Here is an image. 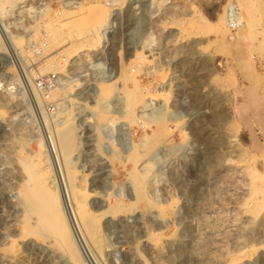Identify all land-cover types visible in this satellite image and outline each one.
<instances>
[{
  "label": "rangeland",
  "instance_id": "obj_1",
  "mask_svg": "<svg viewBox=\"0 0 264 264\" xmlns=\"http://www.w3.org/2000/svg\"><path fill=\"white\" fill-rule=\"evenodd\" d=\"M165 1L151 14L145 0H0V264H264V130L231 112L244 46L227 39L226 0ZM93 2L96 25L71 21ZM232 2L264 83V0ZM109 82L101 118L93 106ZM67 121L63 154L54 132ZM25 160L64 241L26 202ZM71 186L87 194L93 234Z\"/></svg>",
  "mask_w": 264,
  "mask_h": 264
},
{
  "label": "bare ground",
  "instance_id": "obj_2",
  "mask_svg": "<svg viewBox=\"0 0 264 264\" xmlns=\"http://www.w3.org/2000/svg\"><path fill=\"white\" fill-rule=\"evenodd\" d=\"M134 1H136V0H134ZM130 2H132V1H130ZM165 2H166L165 0H145L144 6L146 9L145 8L144 9L152 14V13L160 10L161 8H163ZM225 2H226V4L224 5L225 18L223 16H221L220 19H224V21H223L224 26L229 31H231V33L233 30L235 32V36H233L234 34L231 35V33H230L231 36H229V38H227V39L232 41L234 44H242L244 46V47L242 46L243 48L238 50V52L234 53L233 61H234L235 69L238 71L241 79L244 82H246L244 87H241L239 85V86H236L234 88V90H232L233 91L232 100L234 98L235 102L232 100L231 101L235 103V106L233 107V110H231V112L233 111V114H235L236 119L240 120L245 125V127H249L250 125H251V127H253L251 124V122H253L254 126L258 127L260 130H264V83L263 82L261 83V81H259L260 77L256 73H254L252 63L248 59H246L247 57L246 58L244 57V55L247 54V53L245 54V52H246L245 46H249L248 42L250 40V34H249L248 29H247L249 22L244 19L243 15L241 14V12L238 8H236L237 9L236 13L233 11L234 12L233 17L232 16L230 17V15H228V10H230L229 7H232V5H234V3L232 2V0H226ZM93 3L94 4H86L83 8H81L82 7L81 6L80 12L74 14L72 16L73 18L71 21L76 23L79 20H82V21L89 20L92 22V25H96L97 20H99L101 18V13L99 11L100 4L98 2H93ZM246 6H248V4ZM77 7H79V6H77ZM244 9H246V8H244ZM89 30H92V29H89ZM80 33H81V35L85 34V30L80 31ZM261 37L263 38L264 36L261 35ZM81 38H80V40H81ZM91 39L92 40H82L81 42H90L91 44H96V42L98 41L97 34L94 33V35H93V37H91ZM76 40H79V39L77 38ZM260 43H261L262 48H264V39H263V41H260ZM1 48H0V52H1ZM231 69H233V67L229 68V72H231L230 71ZM232 72H233V70H232ZM231 74H233V73H231ZM133 81L136 85V83H137L136 79H133ZM113 86H114V82H109L106 84L104 83V84H100L98 86V92H97L98 96L96 94L97 99H96L93 107H94V109H97L95 112L101 118H105L104 116L107 113V110H106L107 106L104 105L105 104L104 102H106V100L108 99V97H109V95L113 89ZM131 95H133V94H131ZM134 102H135V99L131 100L129 104L133 105ZM72 128L73 127H72L71 122L67 121L64 126L57 128L56 131L54 132V134L56 136L55 139L57 142L56 145L58 144L60 150L62 152H64L63 154H65L67 151L69 152V149L72 146L73 139H74ZM52 144H54L53 141H52ZM256 148H258V149L263 148L264 149V146L263 147L257 146ZM68 152L66 154H68ZM130 156H131L130 160L137 163V160H138L137 158L139 155L137 156L136 153H131ZM23 163L27 167L28 171L30 172L28 175L35 177L34 181L31 180L29 182L30 184H27V182H26V184H27V187H26V193H27L26 199H27V201L26 202L28 203L30 210L38 213V219L40 221L39 222L40 225H44V224L49 223L48 226H49L50 230L54 225L53 228L56 230V232H58L59 236L64 241L65 239H67V231L65 230V227H63V225L58 224L60 217L58 214H55L56 209H54V208H57V206L54 207V203H55V202H53L54 197L51 196L52 194L49 193L50 191L48 190V193L51 195L44 196V193L47 192V189L44 187L45 185L43 184L44 177L39 175L41 172H39V174H37V172H35L36 170L34 171L33 165H32L33 163L31 164L29 161H26V160ZM38 168H40V166ZM71 173H70V178L73 179L74 174L73 173L71 174ZM134 182H135V187L136 188L139 187V178L138 177H135ZM77 188H78V186H77ZM72 192H73V195L78 200L76 212L78 214L79 220L84 225L86 232L88 234H93L95 231V222L96 221H95L94 215L91 213V211H89L87 208L85 209V205H86V201H87V194L84 190L83 191L78 190L75 187H72ZM119 206L120 205H117V206L112 207V208L118 209ZM57 212H59V211H57ZM28 213H30V212H28ZM63 221H64V219H63ZM25 230H27V229H25ZM46 230H49V229H47V226H46ZM46 232H48V231H46ZM29 234H31V233H29ZM48 234H50V233H48ZM57 240H58V238H57ZM70 241H71V239H70ZM72 251H74V250H72ZM76 256L74 257V260H76L75 259ZM78 264H80V263H78Z\"/></svg>",
  "mask_w": 264,
  "mask_h": 264
}]
</instances>
